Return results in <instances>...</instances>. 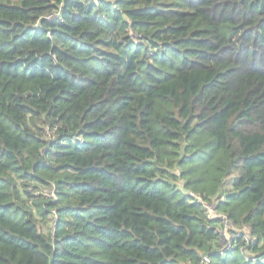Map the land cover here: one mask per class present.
Returning <instances> with one entry per match:
<instances>
[{"label":"trees","instance_id":"16d2710c","mask_svg":"<svg viewBox=\"0 0 264 264\" xmlns=\"http://www.w3.org/2000/svg\"><path fill=\"white\" fill-rule=\"evenodd\" d=\"M205 256L264 264V0H0V264Z\"/></svg>","mask_w":264,"mask_h":264},{"label":"built area","instance_id":"2783aa9c","mask_svg":"<svg viewBox=\"0 0 264 264\" xmlns=\"http://www.w3.org/2000/svg\"><path fill=\"white\" fill-rule=\"evenodd\" d=\"M53 15L54 14H51L48 17H52ZM45 194L50 197H53L54 196L53 188L48 190V192H45ZM203 206L206 208V212L209 217H219L221 219L220 222L221 224L218 229L221 239L220 252L228 251L231 247H233L236 244V240L238 238H243L244 244L240 248L247 257L250 256L248 244L250 242H254L255 237L250 236L249 228L247 226H243L241 228L235 227L224 214L218 213L213 209L214 205L212 203L203 202ZM52 217L53 220L56 217L54 212L52 214ZM225 235H227L226 238ZM222 238L224 239L223 244H222ZM208 263H209V258L206 256L203 257V259L200 262V264H208Z\"/></svg>","mask_w":264,"mask_h":264},{"label":"rangeland","instance_id":"374dc122","mask_svg":"<svg viewBox=\"0 0 264 264\" xmlns=\"http://www.w3.org/2000/svg\"><path fill=\"white\" fill-rule=\"evenodd\" d=\"M228 231H229V230H228ZM227 235H228V234H227ZM227 235H225V238H226ZM223 242H224V239L222 238V244H223Z\"/></svg>","mask_w":264,"mask_h":264}]
</instances>
